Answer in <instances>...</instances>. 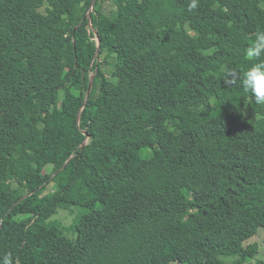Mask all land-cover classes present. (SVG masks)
<instances>
[{
    "label": "trees",
    "instance_id": "16d2710c",
    "mask_svg": "<svg viewBox=\"0 0 264 264\" xmlns=\"http://www.w3.org/2000/svg\"><path fill=\"white\" fill-rule=\"evenodd\" d=\"M189 3L0 0V257L264 264V0Z\"/></svg>",
    "mask_w": 264,
    "mask_h": 264
},
{
    "label": "clouds",
    "instance_id": "9594fccd",
    "mask_svg": "<svg viewBox=\"0 0 264 264\" xmlns=\"http://www.w3.org/2000/svg\"><path fill=\"white\" fill-rule=\"evenodd\" d=\"M197 6L198 0H190V10ZM245 56L253 63L243 70L240 76V86L245 94L254 99L257 105H264V32L256 34L253 43L245 49ZM226 72L230 73L231 69H226ZM0 264H14L11 253L0 257Z\"/></svg>",
    "mask_w": 264,
    "mask_h": 264
},
{
    "label": "rangeland",
    "instance_id": "374dc122",
    "mask_svg": "<svg viewBox=\"0 0 264 264\" xmlns=\"http://www.w3.org/2000/svg\"><path fill=\"white\" fill-rule=\"evenodd\" d=\"M106 6H107V9L110 12V14L112 16H114L117 11H115V9H113V7L111 6V3L108 2L106 4ZM107 69L109 71L112 70L111 67H108ZM53 189H54L53 188V184H50V185H48V188H47L46 192L47 193L48 192H52ZM66 216H69L68 212H62L61 213V216H60V219L62 221H64L66 224H69V221L66 222L67 221L66 218H65ZM253 242H258L260 244V254H259V258H264V229H260L259 232H258V234L254 238H252L248 243H253ZM232 259L233 258H228L227 259V262L228 263H231L232 262ZM255 263H256V260H251V261L247 262L246 264H255Z\"/></svg>",
    "mask_w": 264,
    "mask_h": 264
},
{
    "label": "water",
    "instance_id": "95a60500",
    "mask_svg": "<svg viewBox=\"0 0 264 264\" xmlns=\"http://www.w3.org/2000/svg\"><path fill=\"white\" fill-rule=\"evenodd\" d=\"M90 25H91V27H93V24H92V22H91V21H90ZM100 43H101V41L99 40V45H100ZM99 50H100V48H99ZM93 82H94V78H92V80H91V85H90V88H89V92H90V91H91V89H92Z\"/></svg>",
    "mask_w": 264,
    "mask_h": 264
}]
</instances>
